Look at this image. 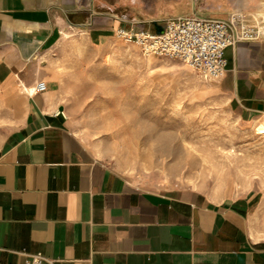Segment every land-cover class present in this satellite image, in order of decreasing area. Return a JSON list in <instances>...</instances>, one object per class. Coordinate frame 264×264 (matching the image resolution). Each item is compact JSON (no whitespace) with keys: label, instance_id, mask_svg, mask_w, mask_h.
<instances>
[{"label":"crops","instance_id":"1","mask_svg":"<svg viewBox=\"0 0 264 264\" xmlns=\"http://www.w3.org/2000/svg\"><path fill=\"white\" fill-rule=\"evenodd\" d=\"M234 11L261 35L225 50L215 86L235 116L264 119V0H0V264L36 252L43 264H264L254 195L131 183L77 137L49 62L68 30L101 43L136 23Z\"/></svg>","mask_w":264,"mask_h":264},{"label":"rangeland","instance_id":"2","mask_svg":"<svg viewBox=\"0 0 264 264\" xmlns=\"http://www.w3.org/2000/svg\"><path fill=\"white\" fill-rule=\"evenodd\" d=\"M49 62L73 129L95 158L137 186L254 195L251 228L264 233V119L235 116L216 80L177 58L116 37L94 43L77 30L62 34ZM162 132L165 152L157 148Z\"/></svg>","mask_w":264,"mask_h":264},{"label":"built area","instance_id":"3","mask_svg":"<svg viewBox=\"0 0 264 264\" xmlns=\"http://www.w3.org/2000/svg\"><path fill=\"white\" fill-rule=\"evenodd\" d=\"M261 31L255 22L239 11L225 19L179 16L166 20L161 31L143 28H118L115 37L135 43L144 53L177 58L200 76L217 80L226 72L225 50L241 41L258 39ZM45 81H39L32 92H43ZM41 252L27 254L23 264H43Z\"/></svg>","mask_w":264,"mask_h":264},{"label":"bare ground","instance_id":"4","mask_svg":"<svg viewBox=\"0 0 264 264\" xmlns=\"http://www.w3.org/2000/svg\"><path fill=\"white\" fill-rule=\"evenodd\" d=\"M141 128H146V129H151L152 127H141ZM145 129V130H146ZM144 130V129H143ZM258 133L260 134H264V125H262L259 129H258ZM156 141H157V148L158 150L164 151L168 148V144H169V135H167V133L162 132L159 133V135L156 137ZM171 146V145H170ZM165 152V151H164Z\"/></svg>","mask_w":264,"mask_h":264},{"label":"water","instance_id":"5","mask_svg":"<svg viewBox=\"0 0 264 264\" xmlns=\"http://www.w3.org/2000/svg\"><path fill=\"white\" fill-rule=\"evenodd\" d=\"M160 31H161V28H158V29L156 30V32H158V33H159Z\"/></svg>","mask_w":264,"mask_h":264}]
</instances>
